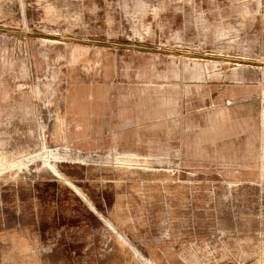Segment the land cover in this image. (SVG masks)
<instances>
[{
  "label": "rangeland",
  "instance_id": "1",
  "mask_svg": "<svg viewBox=\"0 0 264 264\" xmlns=\"http://www.w3.org/2000/svg\"><path fill=\"white\" fill-rule=\"evenodd\" d=\"M0 264H264V0H0Z\"/></svg>",
  "mask_w": 264,
  "mask_h": 264
}]
</instances>
